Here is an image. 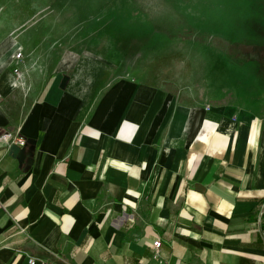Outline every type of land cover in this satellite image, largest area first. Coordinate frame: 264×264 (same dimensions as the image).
Here are the masks:
<instances>
[{
	"label": "crops",
	"instance_id": "0c3cea01",
	"mask_svg": "<svg viewBox=\"0 0 264 264\" xmlns=\"http://www.w3.org/2000/svg\"><path fill=\"white\" fill-rule=\"evenodd\" d=\"M22 40L0 27V264H264L263 109L159 62L38 66ZM18 138L31 166L9 154Z\"/></svg>",
	"mask_w": 264,
	"mask_h": 264
},
{
	"label": "rangeland",
	"instance_id": "374dc122",
	"mask_svg": "<svg viewBox=\"0 0 264 264\" xmlns=\"http://www.w3.org/2000/svg\"><path fill=\"white\" fill-rule=\"evenodd\" d=\"M0 27L38 66L67 54L126 77L128 65L152 76L159 62L156 73L185 90L264 111V0H0Z\"/></svg>",
	"mask_w": 264,
	"mask_h": 264
},
{
	"label": "water",
	"instance_id": "95a60500",
	"mask_svg": "<svg viewBox=\"0 0 264 264\" xmlns=\"http://www.w3.org/2000/svg\"><path fill=\"white\" fill-rule=\"evenodd\" d=\"M69 80L68 75H63L60 81V88H65ZM35 140L31 138L25 139L23 145L12 143L9 147V154L16 158L19 165L31 166L34 161Z\"/></svg>",
	"mask_w": 264,
	"mask_h": 264
},
{
	"label": "built area",
	"instance_id": "2783aa9c",
	"mask_svg": "<svg viewBox=\"0 0 264 264\" xmlns=\"http://www.w3.org/2000/svg\"><path fill=\"white\" fill-rule=\"evenodd\" d=\"M20 57H21V52L19 51V52H17V53L15 54V58H20ZM15 71L17 72V70H15ZM17 143H18L19 145H23V144L25 143V140L22 139V138H18V139H17ZM153 246H154V254H155V255L159 254L160 240H159V239L154 240V242H153ZM36 262H37V260H36L35 258H33V257L29 258V263H30V264H34V263H36ZM39 263H40V264H45V262H43V261H39Z\"/></svg>",
	"mask_w": 264,
	"mask_h": 264
},
{
	"label": "trees",
	"instance_id": "16d2710c",
	"mask_svg": "<svg viewBox=\"0 0 264 264\" xmlns=\"http://www.w3.org/2000/svg\"><path fill=\"white\" fill-rule=\"evenodd\" d=\"M244 45V47H245V51L247 52L248 51V48L250 49L251 47H253V46H251V45H246V44H243ZM231 46H232V44H231ZM246 59H251V58H248V57H245ZM258 58H260V57H257V58H255V60L257 59V61H259V59ZM261 67H263L262 65H261Z\"/></svg>",
	"mask_w": 264,
	"mask_h": 264
}]
</instances>
